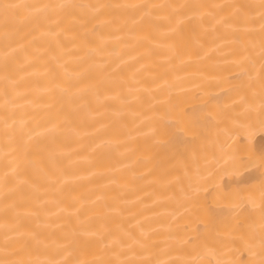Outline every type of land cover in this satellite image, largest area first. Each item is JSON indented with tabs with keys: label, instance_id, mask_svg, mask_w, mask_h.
<instances>
[{
	"label": "bare ground",
	"instance_id": "obj_1",
	"mask_svg": "<svg viewBox=\"0 0 264 264\" xmlns=\"http://www.w3.org/2000/svg\"><path fill=\"white\" fill-rule=\"evenodd\" d=\"M0 264H264V0H0Z\"/></svg>",
	"mask_w": 264,
	"mask_h": 264
}]
</instances>
